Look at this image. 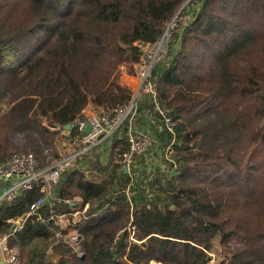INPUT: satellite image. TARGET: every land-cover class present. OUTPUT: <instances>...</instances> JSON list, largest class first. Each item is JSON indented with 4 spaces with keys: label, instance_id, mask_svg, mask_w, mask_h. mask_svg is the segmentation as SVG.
I'll return each instance as SVG.
<instances>
[{
    "label": "trees",
    "instance_id": "obj_1",
    "mask_svg": "<svg viewBox=\"0 0 264 264\" xmlns=\"http://www.w3.org/2000/svg\"><path fill=\"white\" fill-rule=\"evenodd\" d=\"M185 1L0 0V161L31 152L50 165L59 144L80 134L75 123L90 104L109 111L130 102L122 73H134L141 46L162 37ZM193 6L151 78L173 108L175 133L143 94L138 119L156 141L136 159L141 166L125 173L85 156L105 174L100 182L70 168L37 211L39 186L3 202L0 234L21 262H43L51 247L58 264H264V0ZM29 35L39 40L26 44ZM170 145L173 162L165 159ZM60 215L81 234L82 256L57 240L66 232ZM218 237L234 248L227 261L209 254Z\"/></svg>",
    "mask_w": 264,
    "mask_h": 264
},
{
    "label": "built area",
    "instance_id": "obj_2",
    "mask_svg": "<svg viewBox=\"0 0 264 264\" xmlns=\"http://www.w3.org/2000/svg\"><path fill=\"white\" fill-rule=\"evenodd\" d=\"M174 18L157 42L141 46L140 59L134 65V73L138 78V84L132 89L133 95L130 102L119 105L113 110L99 109L97 112L90 115L84 114L78 118L75 125L78 127L80 134L73 138L72 143L66 144L64 142L60 158L50 165L42 166L39 159L31 152L13 154L0 161V183H5V187L0 194V205L3 202L11 201L20 192L39 186L44 195L38 197L31 206L32 212L37 211L45 204L46 194L57 196L55 187L58 185L64 171L70 169L76 162L114 135L121 139L125 138V147L117 150L114 163L120 165L123 169L128 167V173H130L131 167L138 156L148 153L156 141L152 127L144 126L138 119L140 116L139 101L143 94L153 95L152 104L160 117V123L167 130L175 133L178 122L174 118L173 108L161 103L151 79L154 66L163 60L168 53L172 31L178 26L179 22L177 16ZM155 120L151 119V124L156 125ZM89 125L91 126L90 131L84 132V129ZM172 153L170 145L166 150V161H174ZM151 160L153 159H148L147 162H151ZM154 164L156 163L152 162L150 168ZM7 182H9L8 185ZM66 216L60 215L58 217L63 221ZM74 220L76 221L77 218ZM56 237L57 240H64L71 244H78L82 239L77 230L71 241L64 236L62 231L57 232ZM8 242L9 234L0 237V247L6 256V262L8 264H29L21 262L19 255L9 246ZM82 254V252L78 253L79 256H82Z\"/></svg>",
    "mask_w": 264,
    "mask_h": 264
},
{
    "label": "crops",
    "instance_id": "obj_3",
    "mask_svg": "<svg viewBox=\"0 0 264 264\" xmlns=\"http://www.w3.org/2000/svg\"><path fill=\"white\" fill-rule=\"evenodd\" d=\"M121 80H122L123 83H125L129 87L132 86V89H134L137 86V84H138L137 77L135 76V73L131 74V73H128V72L124 71L122 73ZM98 110H99V108L97 106L90 104L84 110V114L90 115V114H92L94 112H97ZM122 142H124V141L120 137L109 138V139L105 140L101 144V146H99L98 148H95V149H98V150H96L95 152H90V155H89L88 158H91V159L92 158H97V159H99V162H100V164L102 166H109V164H113L114 163V158L116 156L117 150L120 149V148H123L124 145L122 144ZM114 147H116L115 152H113ZM139 164L140 163H138V164L135 163L136 168H137V166L138 167L141 166ZM77 168H79L82 171H84L86 173V175H87V178H89V179H91V180H93L95 182H100L105 177L104 173H100L97 170H92V169L88 168V165L86 164V161L84 163H80ZM4 187H5V185H4ZM3 188H1V189L3 190ZM45 197H46V201H47L48 199L54 198L56 196L49 195V194L47 195L46 194ZM79 216H80V212L79 211H76L73 214V218L74 219L75 218H79L80 219L81 216L80 217ZM69 223H70V220H69L68 216H66L65 219L63 218V221L61 219H59V217H58V224L61 225L64 230L66 229V232L64 233V236H66L71 241V239H73V236H74L76 230L71 228V227H68ZM4 235L5 234H3V235L0 234V237H2ZM9 240H10V237H9ZM52 252L53 251L51 250V247L47 248L46 249V254H45V257H44V261L43 262L34 263V264H51L52 262H53L52 264H58V257L56 255L54 256ZM0 264H8L6 262V256L2 252L1 247H0Z\"/></svg>",
    "mask_w": 264,
    "mask_h": 264
},
{
    "label": "rangeland",
    "instance_id": "obj_4",
    "mask_svg": "<svg viewBox=\"0 0 264 264\" xmlns=\"http://www.w3.org/2000/svg\"><path fill=\"white\" fill-rule=\"evenodd\" d=\"M192 2H194V6L191 8V7H188V10H191V13H192V11L194 12V10H202L204 7H205V5H206V3H203V0H202V2H200V1H198V2H196V1H194V0H186L185 2H184V4L182 5V7L180 8V10L178 11V13H177V18H178V20L177 21H180V20H183L182 19V17H183V13L187 10V9H185V7L188 5L189 6V4L190 3H192ZM207 2V1H206ZM195 4H196V6H195ZM181 18V19H180ZM175 19V18H174ZM39 34V33H38ZM37 40H39V38H38V36H33V35H29L28 37H27V39H26V44H30V43H35ZM29 49L30 48H26V52H22V53H20V54H17L16 56H13V57H11L10 58V61L12 60V61H15L17 58H18V56L20 57V60L21 59H23L24 58V54L26 55L27 54V52L29 51ZM127 72V71H126ZM132 74V73H131ZM137 81H138V78H137ZM136 83V82H135ZM135 85V84H134ZM131 88H132V86H131ZM65 142V141H64ZM64 142L61 144H59V146H58V153L61 155L62 154V152H63V144H64ZM117 147V146H116ZM116 147H114V149H113V152H115V150H116ZM96 150H98V149H94V150H92L91 152H95ZM89 155H90V153L88 154V155H86V156H88L89 157ZM262 157H263V155H259L257 158H256V161L255 162H257L258 160L260 161V160H262ZM48 160H51V156L48 158ZM54 159H52V161H53ZM87 159L86 158H83V159H81V160H79L78 162H76L75 163V165L74 166H72L71 167V169H73V168H77L78 166H79V164L80 163H84L85 161H86ZM241 166H243V167H245L243 164L241 165ZM80 217V216H79ZM79 218H77V220H78ZM81 241V240H80ZM79 241V242H80ZM233 244L235 245V239L233 240ZM73 245H76V246H74L75 247V251L77 252V253H83V251H82V248L80 247L79 248V246H77V243H73ZM13 248V247H12ZM16 252H17V254L19 255L20 254V252H21V250L20 249H18V248H13ZM234 248H232V247H230V245H228V246H225V245H222L221 244V242H220V238L218 237V238H216L214 241H213V248L209 251V254H210V256H212V258H213V260L214 261H221V260H226L227 261V258H228V255L229 254H231V251L233 250ZM81 250V251H80ZM148 264H161L160 262H157V261H155V260H153V261H151L150 263H148Z\"/></svg>",
    "mask_w": 264,
    "mask_h": 264
},
{
    "label": "water",
    "instance_id": "obj_5",
    "mask_svg": "<svg viewBox=\"0 0 264 264\" xmlns=\"http://www.w3.org/2000/svg\"><path fill=\"white\" fill-rule=\"evenodd\" d=\"M206 1H207V0H203V3H206ZM71 128H72V124H67V125L65 126V129H66V130H70ZM90 129H91V126L89 125V126H87V127L84 129V132H89ZM128 170H129V168L126 167V168L124 169V172H125V173H128ZM175 174H177V170H176V169H173V170H172V175H175ZM8 184H9V182H7V185H8ZM17 224H20V221H18ZM14 229H15V226H13V227L11 228L10 232L13 233Z\"/></svg>",
    "mask_w": 264,
    "mask_h": 264
}]
</instances>
